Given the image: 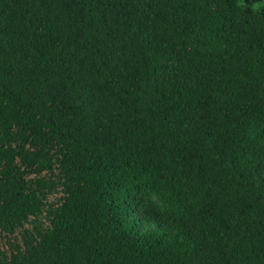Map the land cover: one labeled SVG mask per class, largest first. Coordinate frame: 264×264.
<instances>
[{
	"label": "trees",
	"instance_id": "16d2710c",
	"mask_svg": "<svg viewBox=\"0 0 264 264\" xmlns=\"http://www.w3.org/2000/svg\"><path fill=\"white\" fill-rule=\"evenodd\" d=\"M258 0H0V264H264Z\"/></svg>",
	"mask_w": 264,
	"mask_h": 264
},
{
	"label": "rangeland",
	"instance_id": "374dc122",
	"mask_svg": "<svg viewBox=\"0 0 264 264\" xmlns=\"http://www.w3.org/2000/svg\"><path fill=\"white\" fill-rule=\"evenodd\" d=\"M254 5L258 8L264 9V0H258L254 3Z\"/></svg>",
	"mask_w": 264,
	"mask_h": 264
}]
</instances>
